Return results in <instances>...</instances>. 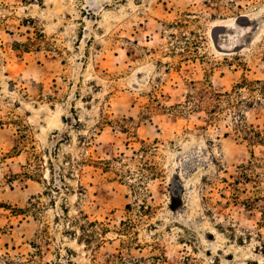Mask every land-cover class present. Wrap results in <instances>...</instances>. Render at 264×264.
<instances>
[{"label": "rangeland", "instance_id": "obj_1", "mask_svg": "<svg viewBox=\"0 0 264 264\" xmlns=\"http://www.w3.org/2000/svg\"><path fill=\"white\" fill-rule=\"evenodd\" d=\"M242 120L264 0H0V264H264Z\"/></svg>", "mask_w": 264, "mask_h": 264}, {"label": "trees", "instance_id": "obj_2", "mask_svg": "<svg viewBox=\"0 0 264 264\" xmlns=\"http://www.w3.org/2000/svg\"><path fill=\"white\" fill-rule=\"evenodd\" d=\"M215 95H221L219 92H212ZM210 107V106H209ZM207 107V108H209ZM210 110V109H209ZM240 115L244 117V114L241 113ZM240 131H243L246 138L249 139V142L251 144L256 143H262L264 144V135L262 131L256 129L254 126L250 127L247 126L244 120L241 121V124L239 125ZM240 173L239 175L234 179V190L240 191V187L238 186L239 183L242 182H253L254 184H257V195L255 197L248 200L247 203H245V206L249 207L251 204H254L259 206L262 209V214L264 217V194L261 193L260 185L264 182L263 181V175L257 171V169H261L262 172L264 171V157H257L254 152H252L251 159L248 160V162L243 163L240 167ZM90 244V243H88Z\"/></svg>", "mask_w": 264, "mask_h": 264}]
</instances>
